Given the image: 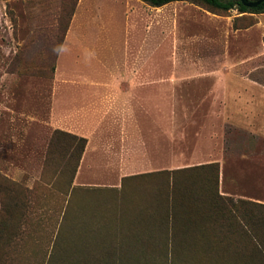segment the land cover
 Instances as JSON below:
<instances>
[{
    "label": "rangeland",
    "instance_id": "374dc122",
    "mask_svg": "<svg viewBox=\"0 0 264 264\" xmlns=\"http://www.w3.org/2000/svg\"><path fill=\"white\" fill-rule=\"evenodd\" d=\"M75 136L77 182L121 187L75 184ZM173 170L175 214L207 236L193 264H264L235 212L196 205L218 177L264 247V12L0 0V264H188L151 239Z\"/></svg>",
    "mask_w": 264,
    "mask_h": 264
},
{
    "label": "trees",
    "instance_id": "16d2710c",
    "mask_svg": "<svg viewBox=\"0 0 264 264\" xmlns=\"http://www.w3.org/2000/svg\"><path fill=\"white\" fill-rule=\"evenodd\" d=\"M151 1L154 5H162L165 4L169 1H173V0H149ZM203 2H205L206 4H208L209 6L216 8V9H221V10H230L232 8L238 7L241 11H250V12H264V2L260 3L257 7L251 8V7H247L245 6L241 0H201ZM75 139H78L79 142L77 144V146H75V149L77 151V153H71V156H75L76 158V166L74 169V176L73 178L75 179L76 173L78 171V167L80 165V161L82 159L83 153L85 151L86 145H87V138L86 137H77L75 136ZM205 166H210V167H214L213 164H207V165H201L198 167H205ZM197 167V166H196ZM195 167V168H196ZM194 168V167H193ZM178 171L173 170L171 171V176H170V188H168V205L170 208V212L169 214H172L173 216H175V202H177V199L175 197L176 194V190H177V185H176V173ZM208 193H209V199L205 200L203 199L202 201L200 200H195L194 202H199L196 203V205H200L201 207L204 206V210L205 212L209 211V214H211L210 216L213 218V221H211L210 223H217L223 220V212H230L233 211L238 215V220L241 224V226H243V228H245V230L253 237V239H255L257 245H259V247L262 249L263 254H264V247L262 245L261 240L259 239L258 234L256 233V230L252 227L251 222L248 221V218L246 219L245 217L241 216L240 210L236 209V204L235 201L232 198H229L227 196H223L222 193L219 190V179L218 177L213 178V186H208ZM182 201V200H179ZM243 202L244 201H240ZM189 203V202H187ZM248 203V202H247ZM190 204V203H189ZM194 204V203H193ZM210 221V220H209ZM208 222H206L205 225ZM158 227L157 226H154ZM156 234L159 233H153L152 237L154 236L155 238H153L152 240L154 242H156V244L160 245V243L158 242L160 239L161 242V237L159 238ZM164 255H163V261L164 260H168L171 262H175L176 258L179 257L180 253L178 254V252L175 251H168V250H163ZM184 255H188V254H184ZM190 264H193V261L190 259Z\"/></svg>",
    "mask_w": 264,
    "mask_h": 264
},
{
    "label": "crops",
    "instance_id": "0c3cea01",
    "mask_svg": "<svg viewBox=\"0 0 264 264\" xmlns=\"http://www.w3.org/2000/svg\"><path fill=\"white\" fill-rule=\"evenodd\" d=\"M133 89H136V85L134 86ZM56 109V108H55ZM56 113V111H55ZM65 115H72L73 117H75V120H78V123H85L87 122V120L83 119L84 116H87L89 113H87L86 111H82V110H73V111H68L67 109L64 110L63 112ZM57 115V114H56ZM77 117V118H76ZM72 129V128H69ZM74 130L76 133L78 134H83L80 130H76V129H72ZM88 149L86 148L82 159H81V163L80 166L83 165L85 163V160L87 159V155H88ZM96 152L93 154H97V152H99V150H95ZM96 156V155H95ZM87 165H96L95 169H99L97 168L98 166L101 169H109L110 167L107 165H112L110 162L104 164V162L102 160H100L98 157H94V158H90V160L87 162ZM104 164V165H103ZM196 165H200L198 164H191V165H185V166H181L182 167H191V166H196ZM91 168H93L91 166ZM90 168V169H91ZM180 168V167H179ZM121 167L118 166V170H120ZM129 175V174H128ZM77 176V175H76ZM127 176L124 175L122 177V179H120L117 183H93V182H84V183H78L77 182V177L75 178V184L76 185H85V186H101V187H106V186H113V187H121V185L123 184V178ZM186 216L181 217V216H177L175 214V216H173L172 214H168L167 215V222L166 224H163L162 226V231H161V242H160V248L162 250H168V251H175V252H181L179 257L176 258V261L181 262V263H188L190 264V259L194 262L195 260V252L197 253L199 250H201L203 248V245L205 244L204 242V237H207L206 235H204V231H201L199 226L197 224L193 223H187ZM206 224V223H205ZM207 224H210V221H208ZM144 237L146 239H148V234H144ZM144 240V239H143ZM145 241V240H144ZM140 242V241H139ZM156 244V242H154ZM192 252L193 256L191 257L188 253ZM183 254H188V255H184L181 256Z\"/></svg>",
    "mask_w": 264,
    "mask_h": 264
},
{
    "label": "water",
    "instance_id": "95a60500",
    "mask_svg": "<svg viewBox=\"0 0 264 264\" xmlns=\"http://www.w3.org/2000/svg\"><path fill=\"white\" fill-rule=\"evenodd\" d=\"M241 2L247 7H257L260 3L264 2V0H241Z\"/></svg>",
    "mask_w": 264,
    "mask_h": 264
}]
</instances>
